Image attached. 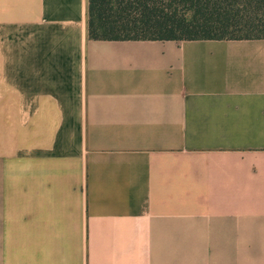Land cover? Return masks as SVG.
<instances>
[{"label":"crops","instance_id":"obj_1","mask_svg":"<svg viewBox=\"0 0 264 264\" xmlns=\"http://www.w3.org/2000/svg\"><path fill=\"white\" fill-rule=\"evenodd\" d=\"M0 264H264V38L0 0Z\"/></svg>","mask_w":264,"mask_h":264},{"label":"trees","instance_id":"obj_2","mask_svg":"<svg viewBox=\"0 0 264 264\" xmlns=\"http://www.w3.org/2000/svg\"><path fill=\"white\" fill-rule=\"evenodd\" d=\"M91 40L264 38V0H86Z\"/></svg>","mask_w":264,"mask_h":264}]
</instances>
